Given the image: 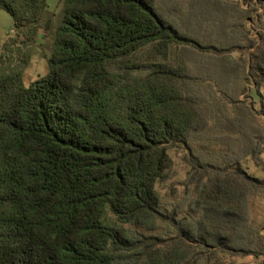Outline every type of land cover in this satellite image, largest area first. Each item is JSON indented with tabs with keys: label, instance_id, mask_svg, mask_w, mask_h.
<instances>
[{
	"label": "trees",
	"instance_id": "trees-1",
	"mask_svg": "<svg viewBox=\"0 0 264 264\" xmlns=\"http://www.w3.org/2000/svg\"><path fill=\"white\" fill-rule=\"evenodd\" d=\"M234 1L197 35L160 0H61L56 22L48 0H0L17 34L0 47V264H264V179L243 167L264 171V0ZM41 30L48 71L26 84Z\"/></svg>",
	"mask_w": 264,
	"mask_h": 264
},
{
	"label": "rangeland",
	"instance_id": "rangeland-1",
	"mask_svg": "<svg viewBox=\"0 0 264 264\" xmlns=\"http://www.w3.org/2000/svg\"><path fill=\"white\" fill-rule=\"evenodd\" d=\"M232 2H235L234 0H194V1H184V0H160L159 9L160 11L168 17L171 21H175V23L178 25V16H182L180 10L177 11V8H181L183 13V20H182V26L184 29L188 28L189 25V19L192 17H189L188 10L191 9V14L193 15L198 14L200 18V24L197 26V35L203 34L204 35V24L203 21L213 16H218V11L223 10L224 7L227 6L230 8V11L234 7H231ZM49 10L52 14H54V21L56 22L58 20V17L62 11V2L61 0H48ZM242 7V6H241ZM221 8V9H219ZM245 8V7H244ZM254 12L247 16L244 19V23L246 24L244 29L249 30V38L250 42L249 45V52L248 53H257L258 49L260 48V34L261 29L259 28L256 19H258V15L262 13V8L260 6L253 8ZM237 10L234 9V13H236ZM219 17V16H218ZM220 18V17H219ZM184 22V23H183ZM193 22V21H192ZM14 29V21L12 16L4 9L0 8V47L5 43L8 42L14 38H16V32ZM46 31L41 30L38 34V36L35 39V43L30 47V49L25 50L28 54L30 61L29 65L26 69L25 75H24V82L27 84L28 82L35 80L38 77H41L45 75L48 71L47 66V57L50 54V49L52 45V34H48ZM206 36L209 39L216 40L220 39L222 46L229 47L231 46V42L227 40V38L224 36H227L228 33L218 31V30H211L209 29L206 33ZM234 56H237V54ZM187 60L190 61L191 64H195L200 68H204L205 65L212 64V61H203L201 57H199L197 54H189L187 53L186 56ZM264 80V77L263 79ZM260 95L264 97V82L262 87L260 88ZM260 95H258L254 87L251 86L250 90L246 93V96H242L243 99L248 98L249 100L255 101L257 104L260 100ZM251 97V99L249 98ZM258 107V106H257ZM175 158V170L176 175L174 177V181H182L185 179L187 167L183 164V162L180 160L178 155H173ZM243 167L246 169L248 173L251 175H254L258 178L264 179V171L257 167L252 159H248L247 161L243 162ZM178 193L182 192V186L177 185ZM250 214L252 220L256 223H264V201H262L259 198H254L252 201ZM260 259L259 261H261ZM256 262V260L253 257H245L242 260H237V264H253Z\"/></svg>",
	"mask_w": 264,
	"mask_h": 264
}]
</instances>
